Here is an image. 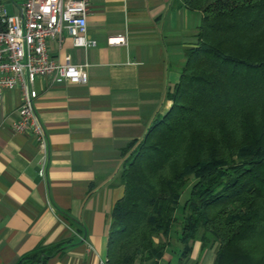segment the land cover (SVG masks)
Instances as JSON below:
<instances>
[{
	"label": "crops",
	"instance_id": "0c3cea01",
	"mask_svg": "<svg viewBox=\"0 0 264 264\" xmlns=\"http://www.w3.org/2000/svg\"><path fill=\"white\" fill-rule=\"evenodd\" d=\"M23 2L2 0L9 15ZM88 7L86 37L94 47H74L66 33L47 45L55 61L86 65L83 81L39 77L34 84L50 151L45 179L33 137L12 130L20 88L0 96V264L36 263L37 256L42 264L105 261L122 165L170 109L166 94L196 47L201 15L176 0H88ZM174 232L162 258L146 264L213 263L217 248L201 252L198 242L181 261Z\"/></svg>",
	"mask_w": 264,
	"mask_h": 264
},
{
	"label": "trees",
	"instance_id": "16d2710c",
	"mask_svg": "<svg viewBox=\"0 0 264 264\" xmlns=\"http://www.w3.org/2000/svg\"><path fill=\"white\" fill-rule=\"evenodd\" d=\"M176 2L201 15L197 44L122 165L105 261L160 260L178 225L181 261L198 242L212 264H264V0Z\"/></svg>",
	"mask_w": 264,
	"mask_h": 264
},
{
	"label": "built area",
	"instance_id": "2783aa9c",
	"mask_svg": "<svg viewBox=\"0 0 264 264\" xmlns=\"http://www.w3.org/2000/svg\"><path fill=\"white\" fill-rule=\"evenodd\" d=\"M88 12V0H24L20 13L9 15L0 0V96L15 87L21 90L22 104L12 130L33 137L41 179L46 177L50 151L34 108L38 97L34 84L39 77L72 85L83 81L86 65L55 61L47 45L53 40L60 43L66 33L74 47H94L86 37Z\"/></svg>",
	"mask_w": 264,
	"mask_h": 264
},
{
	"label": "rangeland",
	"instance_id": "374dc122",
	"mask_svg": "<svg viewBox=\"0 0 264 264\" xmlns=\"http://www.w3.org/2000/svg\"><path fill=\"white\" fill-rule=\"evenodd\" d=\"M188 194H189V189L185 190V191L183 192L182 196H181V199H180V206L178 207V209H177L178 212L176 213V217H178L179 219L181 218V209H182V205H183L184 201L187 199ZM175 229H176V232H174V233H177L178 225L175 227ZM173 236H174V234H173Z\"/></svg>",
	"mask_w": 264,
	"mask_h": 264
}]
</instances>
